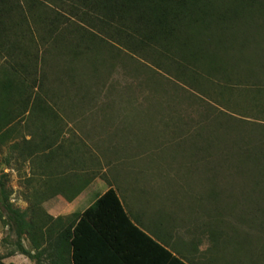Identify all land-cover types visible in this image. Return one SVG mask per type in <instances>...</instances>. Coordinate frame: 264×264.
I'll return each instance as SVG.
<instances>
[{"label":"rangeland","instance_id":"obj_1","mask_svg":"<svg viewBox=\"0 0 264 264\" xmlns=\"http://www.w3.org/2000/svg\"><path fill=\"white\" fill-rule=\"evenodd\" d=\"M73 1L20 8L24 30L11 40L20 48L0 51V80L15 70L24 94L0 92V109L20 111L0 135V263L19 254L2 189L29 223L53 226L51 209L72 213L41 191V164L60 151L95 180L92 193L114 188L134 219L173 232L179 216L177 236L200 238L211 264H264V174L255 167L264 163L249 157H264V0L228 2L234 19L193 40L202 57L172 65L158 51H130L119 31L82 23ZM54 11L62 34L36 22ZM84 34L99 39L89 46ZM29 240L21 244L33 251Z\"/></svg>","mask_w":264,"mask_h":264},{"label":"trees","instance_id":"obj_2","mask_svg":"<svg viewBox=\"0 0 264 264\" xmlns=\"http://www.w3.org/2000/svg\"><path fill=\"white\" fill-rule=\"evenodd\" d=\"M55 1L58 0H52V4H56ZM230 1L233 0H74L67 8L72 16L91 27L98 28V22L102 31H119V41L122 40L123 46L130 51L152 49L172 65L178 64L182 56L196 60L202 57L201 46L192 50V45L195 41L202 44V31L215 30L234 19L237 8H231L227 4ZM236 1L243 2L246 7L244 0ZM38 4V0H0V51L10 57L18 52L20 42L12 43L11 40L17 32H23L26 20L21 17L16 21L14 16H21L25 5L26 11L32 12ZM59 16L54 11V19L50 20L46 14L36 22H49V33L62 34L64 25ZM81 38L89 46L99 39L91 34ZM5 72V77L0 80L4 100L11 96L14 99L15 95L22 97V86L14 80L15 70ZM19 115V110H14L13 114L0 109V135L8 131ZM249 157L264 163V157ZM258 166L263 167L256 175L264 174V164L255 165ZM2 193L3 204L10 214L11 229L17 236L18 252L37 264H42L45 257L51 264H139L141 257L149 254L156 257L157 264H185L133 223L113 188L83 214L66 220L57 219L53 226L29 223L27 213L13 209L6 203L8 199L3 189ZM24 236L30 239L37 252L35 255L21 244Z\"/></svg>","mask_w":264,"mask_h":264},{"label":"crops","instance_id":"obj_3","mask_svg":"<svg viewBox=\"0 0 264 264\" xmlns=\"http://www.w3.org/2000/svg\"><path fill=\"white\" fill-rule=\"evenodd\" d=\"M48 149H50V147ZM69 158L70 159H67V157L63 158L62 153L60 151H56V153H54L52 157H50L49 155L46 161H43L41 164V171L45 173L44 178L46 179V181L43 183V188L41 191L44 192L45 195L59 199L61 202L65 203L66 207L63 206V209H67L68 207V208H72L73 210L72 213H64V215H62L59 210H54V209L48 210L47 214L54 220L60 218L62 219V217L66 218L69 216L72 217L74 215L83 214L86 210L92 207L101 196H103L109 189L112 188V187L107 188L108 189L107 191L105 189L104 191H102L103 194L101 193L100 195H97L96 193H92V189L95 188V180H92L90 178L87 179V177L84 178V174H83L84 170L81 171L77 167L78 160L75 159V155H69ZM84 160L85 159H82V161ZM70 169H73V171L71 170L72 172L70 171L67 172ZM91 195L94 198V201L91 203V205L85 208L84 211L81 213L74 211L75 208H77L76 206H80L81 200L87 199L91 197ZM199 204L200 205H199L198 214L201 217L202 198L200 199ZM127 214L129 215L133 223L140 230H142L146 235H148L154 242H156L164 249H166L168 252H170L173 257L177 258L183 263L185 264L212 263L210 261L211 258L208 255L202 254V240L200 238L197 237L186 238L179 236V234L177 236L176 224L178 222L179 216L176 217L174 215L175 218L173 220L174 222L173 232H171L172 230L171 228L164 230L162 225H160V227L159 226L153 227L149 222L142 219L140 216H135L134 219L130 214V212L129 213L127 212ZM199 230L201 231L202 227H200ZM25 249L27 251H30L32 255L36 254L35 252L36 250L32 251L27 248ZM11 257H12V261H11L12 263L10 264H17L18 260H21L20 258L25 260V262L27 261L29 264H33L32 262H35L30 258H28L27 256L21 254H18V256L16 257L14 256ZM43 259L44 261L42 264H51L50 260H47L46 257ZM157 262L158 261L156 257L152 254H149L145 258L141 257L139 264H157ZM1 264H6V261H1Z\"/></svg>","mask_w":264,"mask_h":264}]
</instances>
